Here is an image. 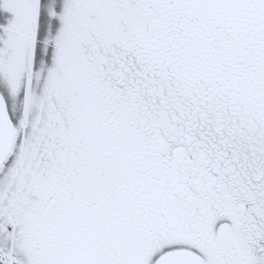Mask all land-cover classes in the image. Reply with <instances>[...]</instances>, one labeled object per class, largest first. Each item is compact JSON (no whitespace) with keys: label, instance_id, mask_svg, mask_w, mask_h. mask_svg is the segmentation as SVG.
<instances>
[{"label":"snow or ice","instance_id":"6c2138e0","mask_svg":"<svg viewBox=\"0 0 264 264\" xmlns=\"http://www.w3.org/2000/svg\"><path fill=\"white\" fill-rule=\"evenodd\" d=\"M0 264H264V0H0Z\"/></svg>","mask_w":264,"mask_h":264}]
</instances>
